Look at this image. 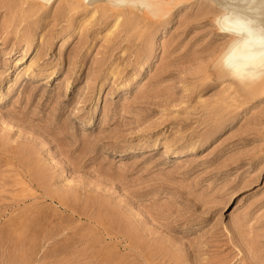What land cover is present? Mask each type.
Wrapping results in <instances>:
<instances>
[{
  "label": "rangeland",
  "instance_id": "374dc122",
  "mask_svg": "<svg viewBox=\"0 0 264 264\" xmlns=\"http://www.w3.org/2000/svg\"><path fill=\"white\" fill-rule=\"evenodd\" d=\"M168 9L0 0V264H264V91Z\"/></svg>",
  "mask_w": 264,
  "mask_h": 264
},
{
  "label": "clouds",
  "instance_id": "9594fccd",
  "mask_svg": "<svg viewBox=\"0 0 264 264\" xmlns=\"http://www.w3.org/2000/svg\"><path fill=\"white\" fill-rule=\"evenodd\" d=\"M117 9H132L155 18L158 0H109ZM211 30L220 37L211 69L221 80L244 91L264 85V0H205Z\"/></svg>",
  "mask_w": 264,
  "mask_h": 264
},
{
  "label": "bare ground",
  "instance_id": "6f19581e",
  "mask_svg": "<svg viewBox=\"0 0 264 264\" xmlns=\"http://www.w3.org/2000/svg\"><path fill=\"white\" fill-rule=\"evenodd\" d=\"M38 1H41V2H47V3H53L55 0H38ZM86 2H88L89 4H94L96 2H100V1H104L106 5H109V0H85ZM185 1H188V0H158V2L161 4V10L160 12L157 14L156 17L160 16L161 13H163L164 15V12L166 13L165 10H167V8L169 7L168 10H171L173 9V7L177 6L178 4H181L182 2H185ZM167 7V8H166ZM166 8V9H165ZM132 10V9H130ZM257 91L259 92H263L264 91V85L262 86H258L257 88Z\"/></svg>",
  "mask_w": 264,
  "mask_h": 264
}]
</instances>
